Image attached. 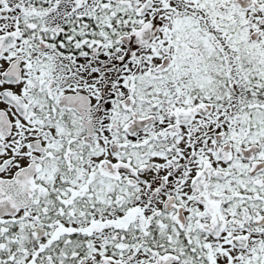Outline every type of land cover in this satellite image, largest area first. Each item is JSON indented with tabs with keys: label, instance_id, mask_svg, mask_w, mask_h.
Returning a JSON list of instances; mask_svg holds the SVG:
<instances>
[{
	"label": "snow or ice",
	"instance_id": "obj_1",
	"mask_svg": "<svg viewBox=\"0 0 264 264\" xmlns=\"http://www.w3.org/2000/svg\"><path fill=\"white\" fill-rule=\"evenodd\" d=\"M0 264H264V0H0Z\"/></svg>",
	"mask_w": 264,
	"mask_h": 264
}]
</instances>
